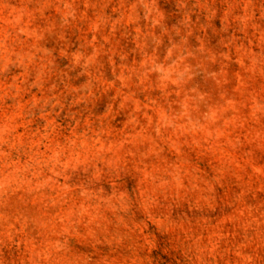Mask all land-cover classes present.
I'll return each mask as SVG.
<instances>
[{
	"label": "clouds",
	"instance_id": "1",
	"mask_svg": "<svg viewBox=\"0 0 264 264\" xmlns=\"http://www.w3.org/2000/svg\"><path fill=\"white\" fill-rule=\"evenodd\" d=\"M0 264H264V0H0Z\"/></svg>",
	"mask_w": 264,
	"mask_h": 264
}]
</instances>
